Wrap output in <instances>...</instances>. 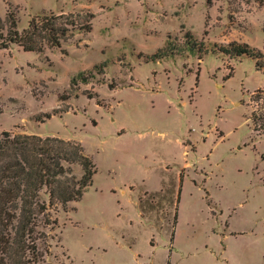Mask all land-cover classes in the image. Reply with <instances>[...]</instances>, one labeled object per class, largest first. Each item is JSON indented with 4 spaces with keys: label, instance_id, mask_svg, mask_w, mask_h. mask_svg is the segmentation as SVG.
<instances>
[{
    "label": "rangeland",
    "instance_id": "obj_1",
    "mask_svg": "<svg viewBox=\"0 0 264 264\" xmlns=\"http://www.w3.org/2000/svg\"><path fill=\"white\" fill-rule=\"evenodd\" d=\"M8 9L19 32L42 13L75 30L59 49L0 50V133L79 142L96 169L38 264H166L170 247V264H264V0H0L4 34Z\"/></svg>",
    "mask_w": 264,
    "mask_h": 264
},
{
    "label": "trees",
    "instance_id": "obj_2",
    "mask_svg": "<svg viewBox=\"0 0 264 264\" xmlns=\"http://www.w3.org/2000/svg\"><path fill=\"white\" fill-rule=\"evenodd\" d=\"M5 21V34L3 22L0 21V50L6 49L9 44L19 46L24 52L37 54L42 53L45 46L59 49L62 42L75 30L72 25L68 29L60 16L53 13H42L32 18L21 32L17 29V17L12 10L8 9ZM83 28L85 27L79 29ZM184 39L185 45L198 60L206 55L203 41L197 40L189 32L185 33ZM173 52L167 54L159 49L151 59L162 60L173 56ZM220 52L231 60L241 56L252 58L258 70L263 68L262 54L246 44H231ZM102 66L104 67L103 64ZM102 66L98 65L94 69L103 68ZM231 74L230 70L226 78ZM109 88L113 89V86L109 85ZM86 96L88 99L93 98L90 94ZM44 117L48 119L50 116ZM250 120L255 123V116L251 115ZM260 127H263L264 133V123ZM74 166L80 168L79 177L74 173ZM95 173L92 159L85 154L79 142L53 136L1 132L0 264L41 262L48 252L45 229L57 224L54 216L60 211H76L75 204L81 201L84 191L92 185ZM182 182L183 173L180 172L178 187L175 191L168 192L171 196L169 202L173 205L170 246L174 240ZM170 252L171 247L166 264H170Z\"/></svg>",
    "mask_w": 264,
    "mask_h": 264
},
{
    "label": "crops",
    "instance_id": "obj_3",
    "mask_svg": "<svg viewBox=\"0 0 264 264\" xmlns=\"http://www.w3.org/2000/svg\"><path fill=\"white\" fill-rule=\"evenodd\" d=\"M178 178H179V175H178ZM181 186H182V185H181ZM161 189H162V188H161ZM161 189H160V190H161ZM160 190H159V191H160ZM157 192H158V191H157ZM153 193H156V192H153ZM150 246H152V245H150Z\"/></svg>",
    "mask_w": 264,
    "mask_h": 264
}]
</instances>
